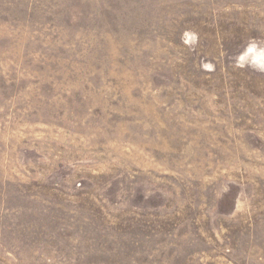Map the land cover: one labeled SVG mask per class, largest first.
<instances>
[{
  "label": "rangeland",
  "instance_id": "obj_1",
  "mask_svg": "<svg viewBox=\"0 0 264 264\" xmlns=\"http://www.w3.org/2000/svg\"><path fill=\"white\" fill-rule=\"evenodd\" d=\"M0 264H264V0H0Z\"/></svg>",
  "mask_w": 264,
  "mask_h": 264
}]
</instances>
